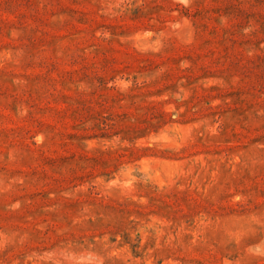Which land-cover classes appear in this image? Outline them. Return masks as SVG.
<instances>
[{"label": "rangeland", "instance_id": "rangeland-1", "mask_svg": "<svg viewBox=\"0 0 264 264\" xmlns=\"http://www.w3.org/2000/svg\"><path fill=\"white\" fill-rule=\"evenodd\" d=\"M0 264H264V0H0Z\"/></svg>", "mask_w": 264, "mask_h": 264}]
</instances>
